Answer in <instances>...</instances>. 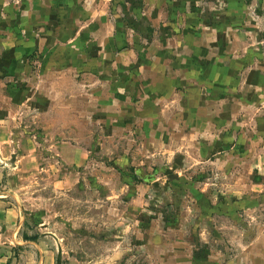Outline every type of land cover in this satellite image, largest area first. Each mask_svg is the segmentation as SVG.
<instances>
[{"label":"rangeland","instance_id":"374dc122","mask_svg":"<svg viewBox=\"0 0 264 264\" xmlns=\"http://www.w3.org/2000/svg\"><path fill=\"white\" fill-rule=\"evenodd\" d=\"M152 3L0 0V190L28 240L0 264H264V154L238 96L259 90L220 88L190 35L174 54L189 26ZM196 25L214 51L264 48Z\"/></svg>","mask_w":264,"mask_h":264},{"label":"crops","instance_id":"0c3cea01","mask_svg":"<svg viewBox=\"0 0 264 264\" xmlns=\"http://www.w3.org/2000/svg\"><path fill=\"white\" fill-rule=\"evenodd\" d=\"M161 2H169L171 7L178 11V22L180 27L189 26L188 32L186 31L184 35H182L181 30H179L180 33L177 37L183 40V45L180 47L178 46V49L177 47L174 48V54H180V52L185 53L187 48L185 46L188 44L186 42V36L190 35L192 37L191 40L204 43L207 49L205 55L210 56L211 60L208 61L210 63L208 68L209 72L222 74L227 78H223L221 84L218 85L220 88L231 89L237 86L239 89H242L248 86L259 90L251 97L247 94H239L238 96L242 98L241 104L254 107L255 113L252 118L257 122L255 131L259 138L256 140L257 143H254L255 145L253 144V148L254 152L263 155L264 81H261V79L264 78V75H262L263 71L261 72L260 70H263L261 62L263 61L262 56H264V48L260 45L256 48L254 45L255 43L252 45L244 43L243 45L245 46L238 44H233L232 46L231 43L228 48L224 46L225 52L219 51V48H215L216 51H214V48L210 45V42L214 40V30H206L205 33H200L201 29L198 28L196 24L217 23L219 25V32L222 33L223 38H225L228 43H230V41H235L236 43V39L258 41V44L263 43L264 0H153V3L149 4V6H151V9L156 7L157 10L159 9V14H161L160 11L162 10L160 9H163ZM191 12H193L192 14L196 12L197 18L194 17L188 20L185 19L183 15V17L180 15L181 13L191 14ZM100 15H102V13H100ZM194 24L196 27H193ZM166 50L167 49L164 48L162 52ZM234 53L241 54L242 59H239V61L245 64L249 72L254 70L253 72L255 74L250 82L247 83L243 75H240L241 69L234 64V60L236 59L230 57ZM214 55L215 57L213 58L212 56ZM208 87L213 89L215 85L212 83ZM226 103L227 101L224 102V104ZM62 151H64L66 162L78 163L81 162V160L85 161V155L78 149H71L69 147ZM261 158L262 160L260 162L255 163V167L260 169L259 176L262 177L264 176V157L261 156ZM259 185L263 189L264 183ZM6 195L7 193H3V191L0 190V262H4L5 260V248L7 246H16L20 245L23 241H28L27 239H22L20 235L21 227L24 225L23 210L20 206H16L7 199Z\"/></svg>","mask_w":264,"mask_h":264}]
</instances>
